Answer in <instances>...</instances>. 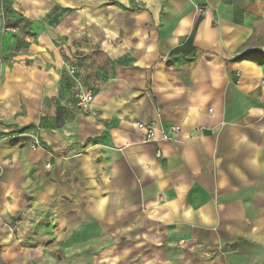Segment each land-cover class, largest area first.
Returning <instances> with one entry per match:
<instances>
[{"label":"crops","instance_id":"crops-1","mask_svg":"<svg viewBox=\"0 0 264 264\" xmlns=\"http://www.w3.org/2000/svg\"><path fill=\"white\" fill-rule=\"evenodd\" d=\"M243 3L0 0V262L264 264V64L233 61Z\"/></svg>","mask_w":264,"mask_h":264},{"label":"rangeland","instance_id":"rangeland-1","mask_svg":"<svg viewBox=\"0 0 264 264\" xmlns=\"http://www.w3.org/2000/svg\"><path fill=\"white\" fill-rule=\"evenodd\" d=\"M241 1V0H240ZM244 9H236L234 11H231L235 19L239 22L244 21L245 24H249L251 31V37L248 40V47L242 51L244 53L253 52V51H260V53H252L249 58L243 61H250L257 64H264V0H242ZM204 5H198V9L201 11L204 7ZM59 89V87H58ZM28 129L22 130V133L26 132ZM26 136L30 139V146L33 150L35 149H44V146L40 143L36 133L34 131L32 132H26ZM45 165V170L46 166ZM42 223L45 224L44 220H42ZM47 227L51 226L50 223H47ZM54 226V225H53ZM23 227V222L20 218H16L12 224H11V230L10 232L14 234V236H18L19 229ZM18 232V233H17ZM183 243V241H181ZM46 253L50 256H47L48 259L45 263H37V260L34 259V264H65L64 259L66 257L63 255L62 251L59 247H52L47 248L45 251H43V254ZM0 264H4L0 262ZM20 264H26L25 261H23Z\"/></svg>","mask_w":264,"mask_h":264},{"label":"built area","instance_id":"built-area-1","mask_svg":"<svg viewBox=\"0 0 264 264\" xmlns=\"http://www.w3.org/2000/svg\"><path fill=\"white\" fill-rule=\"evenodd\" d=\"M68 72L70 73V75H73L74 70L70 69V70H68ZM74 99L76 101V106L78 108L85 109L93 101V94L91 91H84L82 89H77L76 92L74 93ZM136 127L138 130H141L144 132V135H145L144 142L145 143L154 142L155 131H154V126L152 124L137 122ZM177 130H178L177 128H169V129L165 130L164 133L162 134L163 139H166V140L168 139L166 133H168V132L174 133ZM160 157H161L160 153L157 152L156 158L160 159ZM46 169H47V171L50 170L49 164L46 166Z\"/></svg>","mask_w":264,"mask_h":264},{"label":"trees","instance_id":"trees-1","mask_svg":"<svg viewBox=\"0 0 264 264\" xmlns=\"http://www.w3.org/2000/svg\"><path fill=\"white\" fill-rule=\"evenodd\" d=\"M260 53V51L258 50H256V51H253V52H248V53H244V54H241V55H239V56H237V57H235L234 59H233V61H241V60H246L247 58H249V56L252 54V53Z\"/></svg>","mask_w":264,"mask_h":264}]
</instances>
